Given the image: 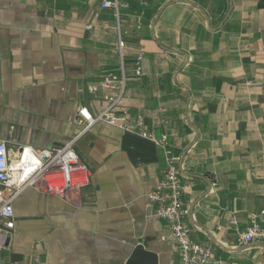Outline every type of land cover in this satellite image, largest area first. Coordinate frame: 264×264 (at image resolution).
Segmentation results:
<instances>
[{
  "label": "crops",
  "instance_id": "1",
  "mask_svg": "<svg viewBox=\"0 0 264 264\" xmlns=\"http://www.w3.org/2000/svg\"><path fill=\"white\" fill-rule=\"evenodd\" d=\"M120 1L124 107L181 156L193 240L212 245L210 264H264V240L238 241L253 215L264 227V0ZM102 2L0 0V139L11 150L60 147L84 127L82 106L95 115L104 104L88 86L119 71L120 56L118 20ZM76 150L91 184L75 202L22 191L0 264H126L138 245L157 264H180L147 198L166 171L162 149L98 122Z\"/></svg>",
  "mask_w": 264,
  "mask_h": 264
},
{
  "label": "built area",
  "instance_id": "2",
  "mask_svg": "<svg viewBox=\"0 0 264 264\" xmlns=\"http://www.w3.org/2000/svg\"><path fill=\"white\" fill-rule=\"evenodd\" d=\"M102 6L113 9L118 20L115 28L119 35L116 51L120 56V67L119 71H107L97 83L88 86L90 93L104 101L97 114H92L86 106H82L78 112V121L84 127L60 147L20 145L11 150L8 142L0 139V251L11 250L16 228L13 202L26 188L75 202L78 194L91 184L92 170L78 154L76 143L95 123L104 122L146 138L162 149L166 162L164 177L147 193L152 207L151 216L155 220L167 222L180 264L215 262L212 245L198 243L192 238V229L186 221L189 209L184 201L181 156L170 143L168 133L163 131L157 134L154 128L146 124L142 114L132 117L124 107L129 75L125 67L126 44L119 18L121 8L128 7V4L120 0H103ZM86 28L90 29L91 26ZM144 54V49L138 47L133 61L136 77L144 74ZM257 239L264 240V227L258 222L257 216L253 215L245 230L238 232V241L240 244H248Z\"/></svg>",
  "mask_w": 264,
  "mask_h": 264
},
{
  "label": "water",
  "instance_id": "3",
  "mask_svg": "<svg viewBox=\"0 0 264 264\" xmlns=\"http://www.w3.org/2000/svg\"><path fill=\"white\" fill-rule=\"evenodd\" d=\"M126 264H157L156 255L144 248L143 245H138Z\"/></svg>",
  "mask_w": 264,
  "mask_h": 264
}]
</instances>
